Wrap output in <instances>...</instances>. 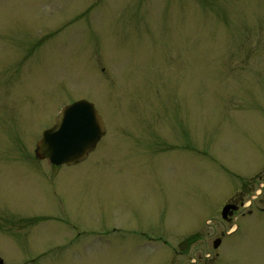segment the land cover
Here are the masks:
<instances>
[{
  "label": "rangeland",
  "instance_id": "374dc122",
  "mask_svg": "<svg viewBox=\"0 0 264 264\" xmlns=\"http://www.w3.org/2000/svg\"><path fill=\"white\" fill-rule=\"evenodd\" d=\"M80 98L106 133L50 167ZM263 175L264 0H0L4 264H264Z\"/></svg>",
  "mask_w": 264,
  "mask_h": 264
},
{
  "label": "water",
  "instance_id": "95a60500",
  "mask_svg": "<svg viewBox=\"0 0 264 264\" xmlns=\"http://www.w3.org/2000/svg\"><path fill=\"white\" fill-rule=\"evenodd\" d=\"M105 132L104 123L94 105L81 99L64 106L56 117V123L42 133L37 142L36 155L48 159L54 165H73L84 160ZM234 205L222 208L226 218ZM220 239L213 242L217 248Z\"/></svg>",
  "mask_w": 264,
  "mask_h": 264
},
{
  "label": "flooded vegetation",
  "instance_id": "af4514ba",
  "mask_svg": "<svg viewBox=\"0 0 264 264\" xmlns=\"http://www.w3.org/2000/svg\"><path fill=\"white\" fill-rule=\"evenodd\" d=\"M36 159H39V158H36ZM48 164L50 165V167H56V166H54V165H52L50 163H48ZM42 173H43V175H45L44 172H42ZM260 178L264 179V175L260 176ZM226 204H231V205H235L236 206V210H234L233 212L229 211L228 214H227L226 220H231L233 218H237L236 215L244 208V204L245 203L242 200V198H239V199L238 198L237 199L236 198H232V199L226 200L224 205H226ZM262 204H263V206L261 207V209H262L261 212H264V198L262 199ZM66 223L70 224L71 222H69L68 219H66ZM112 230L114 231L115 227H113ZM98 232H100V233H103V232L108 233L107 230H101V231H98ZM137 234H138L137 237H141V239L147 240L149 242H155L156 240H161L163 238L162 237L163 233L155 235L153 233H150L149 231L146 232L145 230H142L141 232H140V230H138ZM101 237L102 236H99V240H101ZM73 239L74 238H72L70 240L72 241ZM104 239H105V241L110 240V238H108V237H104ZM39 255H42V254L35 255L31 259H29L30 262L33 263L34 261L38 260ZM0 264H4V258H2V257H0Z\"/></svg>",
  "mask_w": 264,
  "mask_h": 264
}]
</instances>
